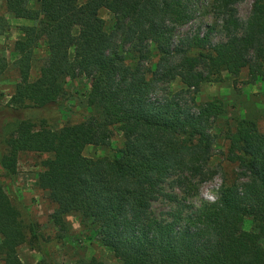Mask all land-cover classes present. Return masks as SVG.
I'll list each match as a JSON object with an SVG mask.
<instances>
[{
	"label": "trees",
	"instance_id": "16d2710c",
	"mask_svg": "<svg viewBox=\"0 0 264 264\" xmlns=\"http://www.w3.org/2000/svg\"><path fill=\"white\" fill-rule=\"evenodd\" d=\"M3 1L13 17L35 21L20 27L14 43L19 79L5 114L55 107L68 79L84 75L90 83L92 112L84 119L52 128L44 118L17 117L2 139L0 168L8 176L20 153L48 154L36 183L54 204L58 236L73 212L123 264H264V130L257 117L234 118L224 131L223 154L236 172L223 177L216 198L189 201L215 175V121L225 111L220 99L196 102L195 93L222 72L247 69V82L264 80V0H253L245 19L236 8L243 0ZM101 8L113 14L110 31ZM202 11L213 17L205 31L178 37ZM214 30L221 39H211ZM41 42L47 55L32 79ZM6 66L0 56V75ZM175 79L182 87L171 91ZM114 128L123 144L112 157L83 154L86 145H109ZM158 200L168 210L157 214ZM0 236V264H20L23 243L49 253L39 224L23 219L1 181ZM75 264L105 262L91 256Z\"/></svg>",
	"mask_w": 264,
	"mask_h": 264
},
{
	"label": "rangeland",
	"instance_id": "374dc122",
	"mask_svg": "<svg viewBox=\"0 0 264 264\" xmlns=\"http://www.w3.org/2000/svg\"><path fill=\"white\" fill-rule=\"evenodd\" d=\"M252 2L253 0H243L236 5L240 18L245 19L248 16ZM99 16L104 20V28L110 31L114 26L113 14L101 8ZM212 20V14L198 12L195 19L177 30V36L182 37L195 31L203 33L206 25L212 23ZM32 24H35L34 20L10 15L5 9L4 1L0 0V56L4 57L7 63L6 69L0 75V149H3L2 139L6 124L13 123L17 117L30 118L36 122L44 118L50 127L58 128L67 122L80 121L92 112L86 103L89 79L80 75L67 80V96L55 107L48 110L32 108L18 114H5L3 107L8 103L19 79L16 66L18 53L14 49V43L22 37L20 27ZM211 39L217 41L221 39V34L214 30ZM33 55L30 69L32 79L37 76L39 66L47 55L44 42L34 49ZM127 56L131 59L133 53L127 52ZM248 79L247 69H243L238 75L222 72V80L203 82L195 93L196 102L220 99L224 103L225 111L215 121L216 140L210 159L215 175L199 186L197 195L189 198L194 206L199 205L202 200H214L223 177H231L232 173L236 172L235 165L227 161L223 154L227 147L224 131L233 126L234 118L244 117L247 114L254 115L257 117L260 130H264V114L261 113V109H264V80L258 78L253 82H247ZM169 87L171 91H176L182 87V84L179 79H175ZM122 144L123 137L119 130L114 128L109 145H86L83 154L92 158L112 157ZM47 156L46 153H20L17 172L12 176L6 175L0 168V181L5 192L18 207L24 220H33L39 224V230L49 250L45 255L37 246L31 247L23 243L17 249L20 264H75L79 258L87 259L91 256L101 259L105 264H123L97 242L94 228L82 229L80 216L77 213L72 212L65 216L67 229L61 233L62 236H58V230L50 218L54 204L48 199L47 192L40 189L36 183L38 172L41 170L40 162ZM168 208L169 204L164 200H158L153 204V210L157 214ZM244 228H252L249 218L245 219Z\"/></svg>",
	"mask_w": 264,
	"mask_h": 264
},
{
	"label": "crops",
	"instance_id": "0c3cea01",
	"mask_svg": "<svg viewBox=\"0 0 264 264\" xmlns=\"http://www.w3.org/2000/svg\"><path fill=\"white\" fill-rule=\"evenodd\" d=\"M21 19V18H20Z\"/></svg>",
	"mask_w": 264,
	"mask_h": 264
}]
</instances>
